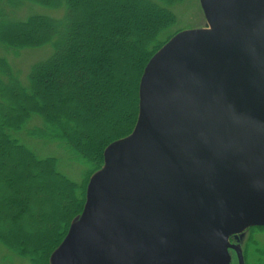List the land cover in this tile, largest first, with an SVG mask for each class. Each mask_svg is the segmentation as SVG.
Listing matches in <instances>:
<instances>
[{
	"label": "water",
	"instance_id": "95a60500",
	"mask_svg": "<svg viewBox=\"0 0 264 264\" xmlns=\"http://www.w3.org/2000/svg\"><path fill=\"white\" fill-rule=\"evenodd\" d=\"M200 2L207 25L146 64L50 264H246L230 237L264 226V0Z\"/></svg>",
	"mask_w": 264,
	"mask_h": 264
},
{
	"label": "trees",
	"instance_id": "16d2710c",
	"mask_svg": "<svg viewBox=\"0 0 264 264\" xmlns=\"http://www.w3.org/2000/svg\"><path fill=\"white\" fill-rule=\"evenodd\" d=\"M181 1L0 0V48L51 47L33 64L27 83L0 55V149L13 150L12 161L0 157V245L7 250L0 251V264H18L15 258L19 264H50L84 208L105 148L135 127L142 73L179 31L172 26ZM32 6L49 11L18 15ZM125 38H139L140 47L115 43ZM122 73L131 76L129 88ZM64 157L79 168L80 179L60 168ZM260 253L254 264H264V249Z\"/></svg>",
	"mask_w": 264,
	"mask_h": 264
},
{
	"label": "rangeland",
	"instance_id": "374dc122",
	"mask_svg": "<svg viewBox=\"0 0 264 264\" xmlns=\"http://www.w3.org/2000/svg\"><path fill=\"white\" fill-rule=\"evenodd\" d=\"M98 1L100 3H103L102 2L103 0H98ZM117 1L125 2V0H117ZM1 7H3V4H0V8ZM79 7H80V12L83 13L82 4H80ZM174 10L178 16V22L174 26H172L173 31L182 30V29L198 28V27L207 25V20H206L200 0H182L180 3H177L175 5ZM31 11H44V12L47 11L48 12L49 10L44 9L41 6H35V7L32 6L30 9L23 8L20 11V13H18V15L20 17H26L28 13ZM139 11L144 12V9L140 8ZM124 14H125L124 11H120V15H124ZM125 15H127V13ZM80 17L82 18L81 14H80ZM115 43H118L120 45L121 43L125 44V46H127L129 50L133 48L138 49L140 47L139 38L138 40L137 39L133 40L132 38H125L122 41L120 39L119 40L115 39ZM50 52H51V47L49 46L38 47V48H25V49H6L2 47L0 48V55L5 56L10 61L13 71L19 76L20 80L24 83H27L28 81V75H29V72L33 64L47 57L50 54ZM122 74L124 75V78L126 80L125 84L129 88L131 86V76L130 74H126V73H122ZM20 107H21V103L18 102L16 105V109ZM11 109L13 111H16L13 107ZM34 147H37L36 144L34 145ZM41 148H40L41 151H39V153L45 154V149L44 148L41 149ZM57 153L60 154L59 151ZM3 156H5L7 161H12L13 150L11 148H9L8 151H6L5 149L4 150L0 149V157L4 158ZM72 165L74 164L70 163L65 157L60 162V168H62L65 172L70 174L73 178L80 179L81 172L79 168H76L75 166H72ZM18 169L19 167L16 166L17 171ZM34 169L37 170V167L36 166L34 168L32 167V170ZM45 181L47 184L51 182L49 177H46ZM57 195L59 196V193H57ZM18 237L20 236H17L16 239H18ZM236 243H238L241 247L243 246V248H245L246 261L248 262V259H249V264H254V258L257 259L262 256L260 253V249H264V229L256 230V229L251 228L249 231L246 232L245 236H241ZM0 251L4 252V254L7 253L6 248H4L1 245H0ZM14 261L19 264L21 262V259L15 258Z\"/></svg>",
	"mask_w": 264,
	"mask_h": 264
},
{
	"label": "flooded vegetation",
	"instance_id": "af4514ba",
	"mask_svg": "<svg viewBox=\"0 0 264 264\" xmlns=\"http://www.w3.org/2000/svg\"><path fill=\"white\" fill-rule=\"evenodd\" d=\"M240 237H241L240 234H234V235L231 236V241L233 243H236ZM242 249H243V254H244L245 258H246V252H245L246 250H245V248H243V246H242ZM230 253H231V256H232V264H238V258H237L236 250L234 248H230ZM246 263H247V261H246Z\"/></svg>",
	"mask_w": 264,
	"mask_h": 264
}]
</instances>
